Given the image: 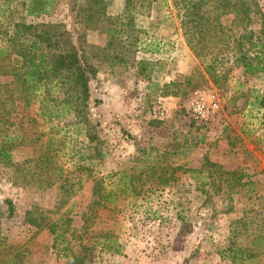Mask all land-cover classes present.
<instances>
[{
  "label": "rangeland",
  "instance_id": "374dc122",
  "mask_svg": "<svg viewBox=\"0 0 264 264\" xmlns=\"http://www.w3.org/2000/svg\"><path fill=\"white\" fill-rule=\"evenodd\" d=\"M103 1L105 15L98 26L82 30L78 25L88 22L82 10L90 0H56L52 13L39 18L26 16L22 0H0V48L7 50L15 27H68L73 9L91 61L98 65L90 90L91 99L99 101L90 105V134L97 140L89 143L85 130L73 128V116L47 121L38 116V104L23 105L22 94L13 92L7 100L0 92L7 119L0 137H18L11 148L14 166L0 163V261L9 257L6 264H67L55 256L50 228L31 227L25 213L34 207L55 210L62 197L57 186L67 176L71 185L81 187L49 217L68 209L71 226L78 229L95 180L109 183L108 175L138 167L131 158L152 147L158 150L159 164L199 169L207 157L226 170L239 167L245 185L235 192L224 186L216 191L206 180L203 193L189 173L176 172L172 187L110 216L108 225L118 233L121 254L102 253L95 264H264V244L255 240L264 236V109L258 105L264 74L245 75L235 62L248 50L249 35L254 43L264 27V0H187L199 3L206 22L202 42L193 50L182 36L183 12L174 0H132L129 17L123 15L126 0ZM218 24L222 31L214 29ZM114 27L120 32L111 39L103 31ZM198 39L193 36L192 45ZM139 62L146 63L150 80L137 74ZM11 80L0 75V84ZM173 81L178 96L162 97V85ZM195 91L214 100L202 121L188 111ZM45 149L52 162L41 166ZM55 169L61 172L54 175ZM7 202L13 207L10 214ZM239 247L243 259L233 263L232 253ZM251 253L259 256L248 259Z\"/></svg>",
  "mask_w": 264,
  "mask_h": 264
},
{
  "label": "trees",
  "instance_id": "16d2710c",
  "mask_svg": "<svg viewBox=\"0 0 264 264\" xmlns=\"http://www.w3.org/2000/svg\"><path fill=\"white\" fill-rule=\"evenodd\" d=\"M174 2L175 6L180 5L182 8L183 14L180 17L182 36L193 50L196 44L202 42V32L206 25L204 13L199 3L191 4L187 0H174ZM21 5L27 17L39 18L52 13L56 0H22ZM131 5L132 0L125 1L123 15L125 14L126 17H129ZM73 13L71 8L68 27L52 23H31L21 28H19L20 25L15 27L14 34L10 38V44H12L11 46L9 44L10 50L0 48V75L12 78L8 84L7 82L0 84V92L7 94L5 97L7 100L13 92L22 94L23 105L29 107L38 104V116L47 121L73 116V128L85 130V137L90 143L97 140L95 135L90 134L91 125L88 115L91 104L94 107L99 105V101L91 99L90 90L91 82L98 73V65L91 61L92 57L86 48L85 32L77 28L76 16ZM82 13L89 22L79 23L78 26H81L82 30L97 27V22L105 15V3L103 0H90ZM92 19L95 20L92 21ZM217 27L222 31L219 24L214 25V29ZM103 32L114 39L120 31L114 27L106 28ZM195 35L199 39L192 45V38ZM252 37L253 35L248 37V50L242 51L235 60L242 67L243 73L251 76L264 74V27L255 37L254 43H251ZM227 46L225 44V49L228 48ZM242 49L243 46L240 44L239 50ZM250 50L254 54L252 58L249 56ZM116 56L113 57L116 62H123V59ZM214 60L215 64H218V56ZM137 67V74L150 80V76L145 73L146 63L139 62ZM210 69L214 68L210 67ZM11 85L14 86L10 88ZM177 86L174 81L163 84L161 96L177 97ZM4 103L5 100L0 97V125L2 126L7 124ZM258 105L264 109L263 96L258 101ZM15 139L18 137L13 139L6 135L0 137V163H3L5 167L14 166L11 152L14 149ZM157 151L152 147L143 148L131 158L132 163L138 167L124 168L108 175L106 178L109 183H106L104 178L95 180L93 198L80 214L81 225L78 229L71 226L72 218L67 215L68 209L53 219L49 217V214L65 207L81 187V183L71 185L67 176H64L57 186L62 197H59L55 210L45 211L34 207L25 213V221L36 229L43 225L50 228L53 236L52 247L57 259L65 260L67 264H95V259L102 253L121 254L118 233L115 234L108 225L110 216L122 212L120 209L131 210L137 205V200H149L155 192L172 187L177 180L176 172L189 173L198 184V190L203 193L204 186L207 185L206 180H210L208 186L216 191L222 190L224 186L228 192H235L245 185L243 182L245 173L239 167L226 170L204 157V162L199 169H184L182 166L159 164L160 155ZM44 152L39 159L41 166H47L52 162L51 157L46 153L48 149ZM59 172H61L59 169H55L53 174L57 175ZM7 205V211L10 214L13 207L10 202H7ZM256 238L259 244H264V236ZM241 251L240 247L234 249L231 258L233 263L237 258L243 259ZM236 253H239V257L234 255ZM262 254L264 255V252ZM258 256L257 253H251L247 258L253 259ZM9 260V257H5L0 264H6Z\"/></svg>",
  "mask_w": 264,
  "mask_h": 264
},
{
  "label": "built area",
  "instance_id": "2783aa9c",
  "mask_svg": "<svg viewBox=\"0 0 264 264\" xmlns=\"http://www.w3.org/2000/svg\"><path fill=\"white\" fill-rule=\"evenodd\" d=\"M213 97L203 91H195L188 103V111L194 120L202 121L209 115L211 108H214Z\"/></svg>",
  "mask_w": 264,
  "mask_h": 264
}]
</instances>
